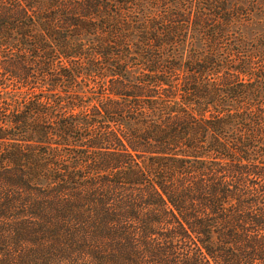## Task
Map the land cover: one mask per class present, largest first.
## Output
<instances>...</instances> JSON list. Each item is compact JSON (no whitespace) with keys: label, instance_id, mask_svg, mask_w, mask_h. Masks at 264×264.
<instances>
[{"label":"trees","instance_id":"1","mask_svg":"<svg viewBox=\"0 0 264 264\" xmlns=\"http://www.w3.org/2000/svg\"><path fill=\"white\" fill-rule=\"evenodd\" d=\"M256 11L0 0V264H264V37L233 29Z\"/></svg>","mask_w":264,"mask_h":264},{"label":"rangeland","instance_id":"2","mask_svg":"<svg viewBox=\"0 0 264 264\" xmlns=\"http://www.w3.org/2000/svg\"><path fill=\"white\" fill-rule=\"evenodd\" d=\"M233 29L236 31V35L241 37L244 41L248 43L254 44L257 43L261 38L264 37V12L256 11L252 14L251 19H242L239 22H235ZM202 46V45H201ZM180 57L182 62L186 61L191 56V46H185L181 48L180 51ZM100 72L97 71L94 73V77H88V79H80L82 81V89H81V95L86 96V100L89 102L88 106L98 105L99 104V95H100V83H106L108 84L109 76L107 74L109 71L107 70ZM185 72V69H182L179 73L183 74ZM139 72L137 70L131 71L129 73V76L132 79H135L136 76H138ZM75 90H79V87ZM71 90V92L75 91ZM65 96V94H64ZM105 100V98L103 99ZM81 111L80 109H77L76 112ZM54 264H58L54 263Z\"/></svg>","mask_w":264,"mask_h":264}]
</instances>
